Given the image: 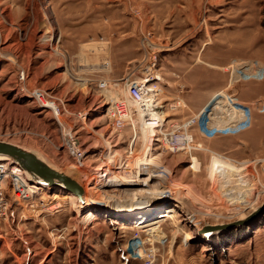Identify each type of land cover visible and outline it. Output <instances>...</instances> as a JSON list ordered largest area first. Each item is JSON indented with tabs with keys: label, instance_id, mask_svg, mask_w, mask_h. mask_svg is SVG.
<instances>
[{
	"label": "rangeland",
	"instance_id": "rangeland-1",
	"mask_svg": "<svg viewBox=\"0 0 264 264\" xmlns=\"http://www.w3.org/2000/svg\"><path fill=\"white\" fill-rule=\"evenodd\" d=\"M9 2L0 0V38L6 36L2 29L8 30L0 43V140L35 151L85 185L91 192L88 203L90 196L103 199L83 208L93 211L85 224L68 203L53 213L12 206L8 227L0 230V264H144L147 250L141 246L140 257L134 245L140 239L147 241L153 264H264V213L210 235L197 230L242 219L264 202V0H27L25 23L11 13ZM146 31L156 44L163 101L184 103L169 117L195 113L189 130L197 148L190 165L184 153L160 156L156 145L148 148L144 135L132 141L130 125L112 129L107 104L100 101L99 81L120 86L127 73L136 78L134 72L144 64L141 36ZM237 59H255L263 69L261 78L238 76L227 88L232 99L250 107L249 119L239 132L208 134L198 124L200 112L224 95L225 68ZM17 68L24 70L22 81ZM35 88L56 94L61 111L71 113L58 117L76 131L86 155L83 168L74 167L60 145L54 116L33 101ZM217 104L229 106L224 99ZM78 112L88 132L72 115ZM130 147L133 154L123 159ZM155 154L159 157L151 165L160 175L151 182L167 186L168 195L127 199L119 179L123 170L130 173L137 157L138 169L131 173L136 179L139 167L148 168ZM213 156L233 167L232 179L222 167L210 166ZM102 166L114 171L93 180ZM48 190L41 194L49 199ZM178 200L186 205L180 208ZM173 210H179L173 220L179 221L176 235L170 220L158 224L164 236L155 233V239L144 231L150 225L137 227Z\"/></svg>",
	"mask_w": 264,
	"mask_h": 264
},
{
	"label": "built area",
	"instance_id": "built-area-1",
	"mask_svg": "<svg viewBox=\"0 0 264 264\" xmlns=\"http://www.w3.org/2000/svg\"><path fill=\"white\" fill-rule=\"evenodd\" d=\"M129 7L131 10H133L131 4ZM134 14H138V12L135 10ZM151 39L152 37L149 31L142 33V62L144 61V64H140L137 68V71L134 72L135 75H137L136 78H132L134 76L131 77L132 74L127 73L120 79V81H122L120 86V82H110L107 79L99 81L97 88L101 91L100 101H104L107 104L106 114L109 107L110 111L106 116L109 118L112 129H121L125 125H130L132 131V141H136L140 138V136L144 135L147 138L148 148L156 145L157 154H160V156L162 153L167 152L184 153L190 157V165L192 162V151L197 148V146L194 144L195 138L189 130L190 127L196 123V120L193 118L195 113L190 110V116L180 120L169 117V111H176L177 108L183 106L184 103L179 98H175L174 102L163 101V91L161 87L162 75L157 65L158 62L154 50L156 44ZM237 60L256 61L255 59ZM227 70L229 72V77H231L233 69ZM16 78L20 81L25 78L23 69L17 68ZM114 86L117 87L115 88ZM109 90H111V92L116 91L119 93L117 100L112 102V100L108 98ZM120 92L122 94H120ZM32 96L34 98L33 101L40 107V109L49 111L56 119L59 130L60 145L64 147L66 152L72 158L74 167L83 168L85 166L84 163L86 155L84 148L80 144L76 131L69 127L67 123L61 121L58 117L60 114H62V112L66 115H70L71 113L69 110L65 108L64 111H61L59 107V102H61V99L57 97L56 94L47 92L45 89L35 88L32 91ZM72 115L78 118L77 121H79L80 124L83 125L82 128H84V120H80L83 115H80L79 112L78 114L73 113ZM140 126L143 128V130L140 128ZM84 131L88 132L85 128ZM108 153H110V151ZM108 153L106 152V154ZM132 154L133 147H130L128 153L124 155L123 159L131 156ZM157 154H155V156ZM138 165L132 167V174L136 169H138ZM98 170H100V172H97L93 176V180H96V177H103L106 173L104 166L100 167ZM126 173H128V171H126ZM25 175L26 174L24 173L23 169L12 160L6 159L0 161V223L8 219L9 211L12 206L20 208L23 207L22 204H24L25 209L32 213H53L62 210L64 204L67 205L68 202L63 201L60 198L53 199L50 197V199H48L43 197L41 191L44 193L43 191L50 189L48 190L49 196L54 192L65 194L69 191H63L49 186L44 188L45 190L37 189L36 187H33L32 182L25 178ZM155 178L158 179V177ZM156 182H158V180ZM77 196L81 197V194ZM169 197L170 200L175 202L172 196ZM75 202L80 203L81 200H76ZM54 203H57V205H54L52 209H46L49 204ZM68 204L73 206L71 203ZM159 223L160 221L157 222L156 225ZM146 242L147 241L144 240L141 241V239L139 242H135V249L139 256L143 257L140 248L143 246V248L147 250L144 264H153V261L151 258H149L152 253H150L149 248L144 246V243Z\"/></svg>",
	"mask_w": 264,
	"mask_h": 264
},
{
	"label": "bare ground",
	"instance_id": "bare-ground-1",
	"mask_svg": "<svg viewBox=\"0 0 264 264\" xmlns=\"http://www.w3.org/2000/svg\"><path fill=\"white\" fill-rule=\"evenodd\" d=\"M6 17H4V18H6ZM17 32H15V33H17ZM4 36H5V34H4ZM0 40H1L0 43H2L3 42L2 41V38H0ZM47 40L49 41V39H47ZM20 43H21V41H20ZM0 52H1V50H0ZM9 52H10V50H9ZM6 56H8V55H6ZM225 69H233V71L231 73V77H229L228 84H227L226 87L231 86V84L233 82V79L234 78H237L238 76H240V77L242 76L243 78H247V77L261 78L262 77V74H263V69H262L261 63L258 62V61H253V60L252 61L251 60L250 61L234 60ZM222 94H224V95L218 96L216 98V101L211 106L209 105L210 107L208 106V104H206L205 107L200 112V118H199L200 128H201V130L205 131L208 134H211L213 132H217V133H220V132H222V133H228L229 131L232 132L234 129H237L236 131H238L239 129L241 130V129L244 128L243 125L246 124L247 120L249 119V113H250V109L249 108L250 107L248 108L245 105L239 104L238 99H232L231 95H229L227 93V89ZM222 99H224V103H226V101L229 102V106L228 107H224L223 109L218 108L219 105L217 104V101H222ZM108 110H109V108H108ZM232 115H233L234 118L232 117ZM61 121H63V120H61ZM22 148H24V147H22ZM24 149H26V148H24ZM27 150L32 151L30 149H27ZM32 152L35 153V155L38 158H40L42 161H44L46 164H48L49 166L55 168L54 166H52L51 164H49L43 157H41L40 155H38L35 151H32ZM158 157H159V155H156L154 157L149 158L148 159V162H150V165H151L152 162L155 161V159H158ZM135 158L136 159H133L132 161H134L133 164H136L137 165V161L139 159H137V157H135ZM0 159H5V160L6 159H10V160H12L11 158H9L7 156H0ZM148 162H147V164H148ZM157 163H158V161H157ZM152 164L155 165L156 163H152ZM150 165H148L149 166L148 168H146L147 167L146 165H145L146 167L140 166L139 167L140 170H137V172H136V179H131L132 178V175H131L132 171L130 173L129 172L126 173L127 170L126 169L123 170L124 175L121 176L119 179H120V183H121L122 187L124 186L123 191H124V194H125V196H126L127 199H129V200H131V199L134 200V199H138V198H146V199L149 198V199H153L157 195H161V194L168 195L169 188L167 186H165L166 188H164V185L160 181L156 182V180H155V182H151V179L154 176L158 175L159 172L156 173L155 172V171H157L156 168L153 167L152 165L151 166ZM210 166L211 167H219V168L222 167L223 171L226 172V173H228L227 178L232 179L231 178V176H232L231 173L232 172L229 171V170L231 168H233V167H230L229 165H227L219 157L213 156L211 158V160H210ZM242 168H243L242 169L243 172H245V169H244L245 167L243 166ZM55 169H57V168H55ZM24 173L26 174L25 175V178L28 181L32 182L33 187H36L37 189H42V188H44V186H46V185H41V184L36 183L35 181L31 180L30 176L25 171H24ZM63 173H65V172H63ZM65 174H67V173H65ZM67 175H69V174H67ZM69 176L71 178H73L71 175H69ZM254 178L257 179L258 176L257 175H254ZM75 181L82 187L81 197H78L74 192H70V191L67 192V193H65V194H59L57 192H54V193H52L50 195V197L53 198V199H59L60 198L63 201H66L68 203H71L72 205H76V206H73V208H75L74 210H76L78 213L81 212V215L80 216L83 217V220H85V221H83L82 219H80L79 221H81L82 223L85 224L89 220V216H92V215H90V213H92L93 211L88 207L90 209V213L89 212L88 213H84V209L83 208L87 209L86 207H87L88 204H90L93 201L96 202L97 200H101V199L98 198V197H96V196H90V201L91 202L88 203V198L87 197L90 195L89 193H91L90 190H89V188H87L85 185H82L76 179H75ZM160 184L163 185V187H160ZM62 195H64V196H62ZM76 200H79V201L81 200V202L80 203H76L75 202ZM181 204H183V203H180V201H179L178 206L180 207ZM54 205H57V203L49 204L46 209H48V208L49 209H52L54 207ZM183 205H186V204H183ZM81 207H82V210H81ZM178 211L179 210H173L172 212L163 213V215L165 217L162 218V220H158V221L150 220L149 222L148 221L147 222L144 221L142 223H138L137 224V227L138 228H144V227H147L148 225H150V227L145 228L144 231H146L147 233H150L153 238H154V234L155 233H158V237H160V235H162V236H164V235L157 228L159 225H155V224L157 222H159V221L160 222H163L165 220H170V222L172 223V226L174 227L173 234L176 235L177 232L179 231L177 229V227H176V223H178L179 221H176L175 222L173 220L178 216ZM187 214L188 215L189 214L192 215L191 213H189V211H187ZM194 215H196L195 212H194ZM202 227H203L202 225L200 227H197V230L200 233H202V234H207V233L203 232V231H205L204 229H206V227L204 229ZM27 254H29V252H27Z\"/></svg>",
	"mask_w": 264,
	"mask_h": 264
},
{
	"label": "water",
	"instance_id": "water-1",
	"mask_svg": "<svg viewBox=\"0 0 264 264\" xmlns=\"http://www.w3.org/2000/svg\"><path fill=\"white\" fill-rule=\"evenodd\" d=\"M0 156L11 158L13 162L20 166L30 176L31 180L38 184L54 187L63 191L74 192L77 195L82 193V187L75 179L49 166L38 158L35 153L17 144L0 140ZM262 213H264V202L243 219L227 224L205 225L202 227L203 229L206 227L203 232L210 235L220 230L238 227L256 219Z\"/></svg>",
	"mask_w": 264,
	"mask_h": 264
},
{
	"label": "crops",
	"instance_id": "crops-1",
	"mask_svg": "<svg viewBox=\"0 0 264 264\" xmlns=\"http://www.w3.org/2000/svg\"><path fill=\"white\" fill-rule=\"evenodd\" d=\"M9 5H10V8H11V13L12 14H17V17H19L20 16V19H19V21H21V23H23L24 21H26V18H25V16H26V14H27V12H28V6H27V0H10V2H9ZM5 7H7V6H5ZM3 9V8H2ZM25 23V22H24ZM2 32H3V36H4V34H6V36L5 37H7V31H4V29H2ZM36 36V35H35ZM35 36H33L34 38H37V37H39L38 35H37V37H35ZM2 38V39H7V38ZM2 41H4V40H2ZM15 42H11V43H8V46L9 45H12V44H14ZM119 72L120 71H122V67H119ZM114 76H116V74L114 75ZM13 78H15V74H14V77ZM228 80H229V77L227 78V83H226V85L228 84ZM233 83V82H232ZM231 87H232V84H231ZM228 87H226L225 89H227ZM225 89L224 90H222L223 92L225 91ZM123 91V90H122ZM220 91V90H219ZM222 91H221V93H222ZM109 92V96H108V98L109 99H111L112 100V102L113 101H115V100H117V93L116 92H111V90H109L108 91ZM217 92H215L214 94H216ZM213 94V95H214ZM212 95V96H213ZM204 105V104H203ZM109 108V107H108ZM198 109V108H197ZM107 111H110V110H108L107 109ZM80 120H84V118L82 117ZM240 130V129H239ZM242 130V129H241ZM236 132H239V131H236ZM106 144H107V142H106ZM111 171H114V168L112 167V168H109V166H106V172H109V173H111ZM122 186V185H121ZM99 198V197H98ZM100 199H103V198H100ZM7 221L6 220H4V221H2L1 223H0V230H2V229H7V227L8 226H6L7 225ZM27 252H28V250H27ZM27 252L25 253V254H27Z\"/></svg>",
	"mask_w": 264,
	"mask_h": 264
}]
</instances>
